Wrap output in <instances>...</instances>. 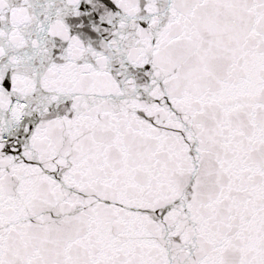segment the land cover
<instances>
[{"label": "snow or ice", "instance_id": "1", "mask_svg": "<svg viewBox=\"0 0 264 264\" xmlns=\"http://www.w3.org/2000/svg\"><path fill=\"white\" fill-rule=\"evenodd\" d=\"M0 264H264V0H0Z\"/></svg>", "mask_w": 264, "mask_h": 264}]
</instances>
